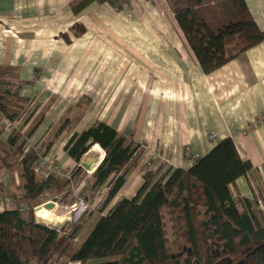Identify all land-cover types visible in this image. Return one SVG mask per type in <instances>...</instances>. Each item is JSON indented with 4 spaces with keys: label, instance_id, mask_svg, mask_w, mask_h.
Segmentation results:
<instances>
[{
    "label": "crops",
    "instance_id": "obj_1",
    "mask_svg": "<svg viewBox=\"0 0 264 264\" xmlns=\"http://www.w3.org/2000/svg\"><path fill=\"white\" fill-rule=\"evenodd\" d=\"M78 1L0 0V70L41 73L21 92L39 112L34 135L47 124L50 137L62 122L75 134L105 123L141 146L133 167L156 148L168 156L167 169L184 171L231 139L256 185L264 184V42L205 75L166 0H125L119 13L98 0L74 12ZM245 2L264 33V0ZM63 136L47 157L68 170L75 164L61 152L70 137ZM104 157L93 148L82 162ZM133 167L119 193L134 179L130 196L119 199L133 198L144 183ZM236 188L252 200L245 180Z\"/></svg>",
    "mask_w": 264,
    "mask_h": 264
},
{
    "label": "trees",
    "instance_id": "obj_2",
    "mask_svg": "<svg viewBox=\"0 0 264 264\" xmlns=\"http://www.w3.org/2000/svg\"><path fill=\"white\" fill-rule=\"evenodd\" d=\"M90 1H78L72 10L78 12ZM98 2L118 13L126 6L125 0ZM166 2L205 75L264 42V33L245 0ZM40 74L34 71L27 78L19 69L0 70V172L17 174L19 187L11 199L28 212L27 217L16 210L0 212V264H57L61 260L78 264H264V221L253 210L264 198L253 178V166L240 159L231 139L219 142L205 157L192 159L189 170L167 169L159 178L162 167L156 173L141 171L144 183L135 196L119 199L134 161L142 157L141 146L130 133L95 124L72 135L64 151L76 166L73 176L85 173L81 163L93 147L99 144L105 152L90 175L92 198L107 189L98 221L78 249L73 242L83 222L71 228L66 222L57 227L40 224L33 210L42 196L68 193L70 186V178L42 177L37 172V151H25L38 126L31 128L28 138L14 129L30 104L21 91ZM66 129L71 131V122ZM6 132L9 136L3 141ZM50 148L51 144L44 154ZM239 179L245 180L253 200L238 194ZM163 210L176 245L174 254L168 246Z\"/></svg>",
    "mask_w": 264,
    "mask_h": 264
},
{
    "label": "rangeland",
    "instance_id": "obj_3",
    "mask_svg": "<svg viewBox=\"0 0 264 264\" xmlns=\"http://www.w3.org/2000/svg\"><path fill=\"white\" fill-rule=\"evenodd\" d=\"M22 92V91H21ZM30 100L29 106L26 107L24 116L22 120L15 125L14 129L17 131H22L24 137L28 138L30 136V130L33 126L32 124V116L35 114L37 111L36 104L33 105V100ZM37 112L36 114H38ZM35 114V115H36ZM69 120V119H68ZM69 124V123H68ZM67 123L62 122L59 127L55 129L53 133H51L50 137H46V134L48 133V126L45 125L44 129L40 131L39 134L32 135L29 139L27 144L25 145V151H28L29 149L33 148L35 152L37 151L40 160L42 159L43 163L45 165H48L49 167L45 168V171L47 170H52V172L48 175H55L59 178L62 179V181H68L70 178V186L68 187V193H61V194H46L42 196L41 198V203L39 206L44 205L46 203L52 202L53 204L57 205L59 208V215L62 216L64 210H68L65 212L67 214L66 216L59 217V221H54V220H48L44 221L41 218H39V215H35L36 220L47 227H54V226H59L63 223H67L69 227H73L76 224L83 222V227L80 230L77 238L73 242V248L78 249L83 241L86 239V237L89 235V233L92 231L93 227L95 226L96 222L99 219L100 216V209H101V204L99 206H94V202L96 199L91 197L90 193V175L86 173H82L80 175H75L73 176L74 170L76 168L75 165L71 166L68 170H63L61 167L59 168L56 162L54 160L50 159L48 156L49 151L45 153V149L48 145L51 144L55 140V137L62 136L64 135L65 137H68L69 139L74 135L75 133H72V131L67 132ZM9 136V133H5ZM67 135V136H66ZM63 136V137H64ZM68 143V142H67ZM65 143V145L67 144ZM64 145V147H65ZM94 148V147H93ZM92 148V149H93ZM100 151H103V148H99ZM63 154L65 155L64 148L61 150ZM105 153V152H104ZM68 157V156H67ZM186 157V156H185ZM103 161V160H102ZM171 164H166L165 162L159 161L157 162V165L155 166L154 169L150 170L151 173H156L157 169L164 167L163 171L157 175V177H161L163 175V172L167 170V168L170 167ZM167 167V168H166ZM133 173H136L135 171ZM42 176V177H46ZM156 177V178H157ZM136 180H132L128 186L124 188V190L121 192L120 196H130V186L134 183ZM256 183V182H255ZM259 190L261 193H264V184L259 182ZM19 179L17 177L16 173H12L11 175L5 172H0V212L3 211H10V210H16V211H21L22 214L27 217L28 212L27 208L25 206H20V204L13 202L11 199L12 193L15 189H17L19 186ZM259 198V197H258ZM253 200V198H252ZM254 203V202H253ZM71 208V209H69ZM75 211H72V210ZM253 210L257 214L258 219L260 220L261 223L264 221V203L261 201L260 205L255 207L253 205ZM80 211V212H79ZM164 214V223H165V231H166V238L168 242V246L172 253H176V245L174 244V238L171 236L172 231L170 229V222L169 218L166 214V210H163ZM78 215V217H77ZM57 264H78L74 263L73 261H67V260H61L60 263Z\"/></svg>",
    "mask_w": 264,
    "mask_h": 264
},
{
    "label": "built area",
    "instance_id": "obj_4",
    "mask_svg": "<svg viewBox=\"0 0 264 264\" xmlns=\"http://www.w3.org/2000/svg\"><path fill=\"white\" fill-rule=\"evenodd\" d=\"M167 157L168 156H166L165 154L160 153L158 149L153 148L152 150L145 152V156L141 159L139 165L133 168V171H135L136 173H141V171H150L157 165V162L159 161L170 164ZM42 161V159L39 160V163L37 165V172L40 173L41 176H46L47 174H50L52 170L45 171V168L49 166L45 165ZM106 193V188H103L102 190L95 193L94 198L96 199V201L94 202V206H99L102 203L103 197Z\"/></svg>",
    "mask_w": 264,
    "mask_h": 264
},
{
    "label": "water",
    "instance_id": "obj_5",
    "mask_svg": "<svg viewBox=\"0 0 264 264\" xmlns=\"http://www.w3.org/2000/svg\"><path fill=\"white\" fill-rule=\"evenodd\" d=\"M99 164H100V158H95L94 160L86 159L81 163V166L86 174L93 175L96 169L98 168ZM58 211H59L58 206L53 204L52 202L38 206L33 210L35 215L46 214L48 216L58 213Z\"/></svg>",
    "mask_w": 264,
    "mask_h": 264
},
{
    "label": "bare ground",
    "instance_id": "obj_6",
    "mask_svg": "<svg viewBox=\"0 0 264 264\" xmlns=\"http://www.w3.org/2000/svg\"><path fill=\"white\" fill-rule=\"evenodd\" d=\"M99 148H101V145H96L95 147H94V150L95 151H98V149ZM69 209H71V208H69ZM68 210H64V212H63V214H62V216L64 217V216H66L67 214H65V212H67ZM72 211H75L74 209L72 210ZM80 212V211H79ZM62 216H60L59 215V213H55V214H53V215H51V216H48V215H46V214H41V215H39V218H41L42 220H44V221H48V220H54V221H59V217H61L62 218ZM77 217H78V215H77Z\"/></svg>",
    "mask_w": 264,
    "mask_h": 264
}]
</instances>
